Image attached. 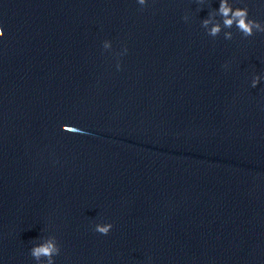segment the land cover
Listing matches in <instances>:
<instances>
[{
    "label": "water",
    "instance_id": "95a60500",
    "mask_svg": "<svg viewBox=\"0 0 264 264\" xmlns=\"http://www.w3.org/2000/svg\"><path fill=\"white\" fill-rule=\"evenodd\" d=\"M219 2L0 0V264H264V33Z\"/></svg>",
    "mask_w": 264,
    "mask_h": 264
},
{
    "label": "clouds",
    "instance_id": "9594fccd",
    "mask_svg": "<svg viewBox=\"0 0 264 264\" xmlns=\"http://www.w3.org/2000/svg\"><path fill=\"white\" fill-rule=\"evenodd\" d=\"M147 0H138V3L141 6L146 5ZM219 16L220 20H217L216 17ZM185 21L188 20V17H183ZM233 26L244 36L250 37L255 34V32L264 33V23L257 21L255 19L249 18V10L247 7H233L230 0H220L219 8L215 11L208 14L207 18L202 20V27L206 30L207 34L211 37H217L223 29H231ZM4 33L0 30V37H3ZM233 33L231 31L224 32L225 39H232ZM103 48L105 50L111 48L110 41H104ZM127 52V48L124 49L123 55ZM117 69L120 68L119 62L116 65ZM227 67V65H225ZM260 78L256 76L252 80V86L256 87ZM65 131L75 133L78 131L75 127H65ZM113 225L111 223L107 224H97L95 226V231L107 235L112 229ZM60 247L58 242L54 237L48 240H42L39 244L34 245L31 250V256L39 262L41 258L46 259V264H54V257L59 255Z\"/></svg>",
    "mask_w": 264,
    "mask_h": 264
}]
</instances>
